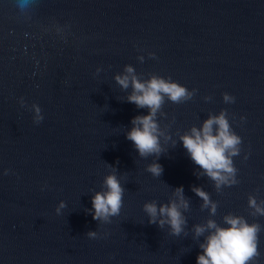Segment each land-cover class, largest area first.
<instances>
[{
	"label": "water",
	"instance_id": "95a60500",
	"mask_svg": "<svg viewBox=\"0 0 264 264\" xmlns=\"http://www.w3.org/2000/svg\"><path fill=\"white\" fill-rule=\"evenodd\" d=\"M126 64L140 79L157 74L195 89L183 103L166 98L157 114L171 136L161 137L159 157H140L125 136L131 118L147 113L113 78ZM221 109L241 144L238 183L217 190L179 135ZM153 160L159 177L146 171ZM110 172L125 189L123 206L102 223L91 195ZM177 186L189 204L178 236L143 210L176 199ZM192 186L217 204L215 215ZM250 195L264 207V0H0V264H196L208 233L195 237L193 226H226V214L260 225L250 264H264V216Z\"/></svg>",
	"mask_w": 264,
	"mask_h": 264
},
{
	"label": "clouds",
	"instance_id": "9594fccd",
	"mask_svg": "<svg viewBox=\"0 0 264 264\" xmlns=\"http://www.w3.org/2000/svg\"><path fill=\"white\" fill-rule=\"evenodd\" d=\"M27 3L28 0H21L22 6ZM148 55L155 58L154 53ZM137 59L143 61L144 57L138 56ZM113 78L122 90L130 89L126 97L128 102L137 108L147 109L146 114L131 118V127L125 132L126 138L133 143L140 157H159L165 152L161 137L171 140V136L165 135L161 130L157 114L161 113L166 98L172 103H183L193 97L195 89L189 90L175 80L157 74H149L147 79H140L134 68L127 64L123 72L115 74ZM222 98L225 103L234 100L227 92L222 93ZM204 99L208 100L210 97ZM31 109L34 112V123H39L43 119L40 107L34 103ZM179 140L190 159L198 166V175L207 176L217 190L222 185L238 183L237 169L232 158L240 154L241 137L233 131L225 109L216 114L209 113L199 127L193 125L181 133ZM172 143L175 145V141ZM146 171L154 177H159L163 169L153 160L146 165ZM191 190L203 201L201 207L207 208L211 215H215L217 204L209 198L208 193L199 186H192ZM124 191L115 172L106 174L101 190L94 191L91 195L90 211L93 220L109 223L111 217L118 216L123 206ZM174 194L176 199H169L167 203L158 205L154 200L146 201L143 210L149 224H156L161 229L167 224L170 233L178 236L185 231L187 220L183 211L188 209L189 204L182 186H177ZM248 205L255 210L254 214L264 216V207L257 203L254 196L248 197ZM64 207V201H60L55 209L56 213L59 214ZM222 219L226 226L217 224L213 219L193 226L195 237L204 235L206 231L208 233L198 245L202 251L197 253L196 264H250L259 255L260 225L249 223L243 216L233 214H226ZM86 235L89 238H97L95 231L90 230Z\"/></svg>",
	"mask_w": 264,
	"mask_h": 264
}]
</instances>
